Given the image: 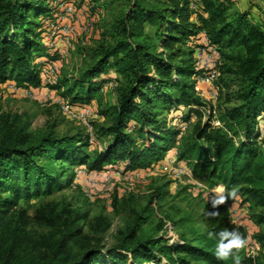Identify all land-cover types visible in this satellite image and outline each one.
<instances>
[{"label":"trees","instance_id":"obj_1","mask_svg":"<svg viewBox=\"0 0 264 264\" xmlns=\"http://www.w3.org/2000/svg\"><path fill=\"white\" fill-rule=\"evenodd\" d=\"M55 1L0 0V82L34 93L45 85V65L59 60L56 53L43 52L48 48L42 44L47 21L57 9ZM117 1L121 6L109 22L110 40L96 42L91 60L64 92H73V100L88 101L115 79L112 71L124 77L107 129L109 139L100 151L89 155L84 135H57L54 123L32 130L21 115L0 112V264H235L236 257L239 264H264V255L260 260L247 255L256 245L264 248V153L259 150L264 25L246 10L230 11L221 0H198L196 22L189 0ZM147 24L154 27V35L145 31ZM201 32L229 61L225 69L239 78L240 104L224 111L223 128L212 126L211 114L204 124L196 123L191 142L177 159L187 163L193 177L242 194L241 207L250 205L251 222L262 232L247 237L231 210L223 203L213 207L210 199L200 214L205 231L191 241L169 243L160 234L161 226L145 234L141 227L152 198L161 197L155 191L119 232L118 242L105 247L100 233L109 222L89 220L88 212L64 197L40 203L31 214L20 206L22 199L73 187L78 168L99 171L121 165L128 173L159 162L178 142L179 124L199 105L193 78L201 73L194 63ZM180 106L189 109L179 124L167 120L163 113ZM233 127L240 129L237 140L230 134ZM224 230L241 235L245 253L240 247L231 249L227 259L217 257Z\"/></svg>","mask_w":264,"mask_h":264},{"label":"rangeland","instance_id":"obj_2","mask_svg":"<svg viewBox=\"0 0 264 264\" xmlns=\"http://www.w3.org/2000/svg\"><path fill=\"white\" fill-rule=\"evenodd\" d=\"M221 1L230 6V11H248L258 22L264 25V0ZM196 4L197 7L192 10L191 16L195 22L197 20L196 14L199 13L197 12L198 0ZM55 5L57 9L54 15L62 16L60 11H63L65 4L61 0H56ZM120 6L121 2L117 0H100L96 3H92L91 0H75L72 6L75 7V13L70 21L75 22L78 26H85L88 31H78L77 34L68 37L66 56L55 61V65L58 66L56 83L45 86L48 84L46 82L44 86L35 90V98L31 99L25 97L20 89L17 92L13 90L10 81L0 82V112L21 115L30 122L32 130L44 127L48 123H54V131L57 135H84L87 142L86 150L89 155L100 151L109 139L107 129L112 123L113 111L119 98L118 88L125 82L124 77L112 71L110 76L115 79L107 81L102 89L95 92L88 101L73 100V92L71 94H64V92L91 60L92 49L96 42L102 39L110 40L109 22ZM54 15L51 20L54 19ZM60 18L58 17V19ZM145 31L154 35V27L151 25H145ZM45 41L46 36L42 40L44 46H46ZM47 50L43 49V52ZM228 64L229 61L223 58L218 67L219 76L213 85L217 92L215 97H210V95L198 96L195 93L199 105H193V111H191L188 121L178 123L181 116L188 114V106L171 108L170 111L163 113L167 120L179 124L178 142L159 162L153 164V169L150 168L149 173L133 181L132 185L121 180H114L105 184L101 182L89 184L86 176L88 170L78 168L75 169L74 187L54 190L50 195L42 198L22 199L19 203L20 206L25 207L31 214L40 203L64 197L75 208L88 212L89 220L100 218L109 222V227L100 235L102 236L101 243L105 247H112L118 242L119 232L131 224L134 213L147 204L150 195L155 191L161 193V197L152 198L150 211L147 213L148 219L141 227V231L152 235L159 226L162 227V220L165 219L171 224L172 243H179L181 240L191 241L196 233H203L205 226L201 221L200 214L205 203L210 199H219L220 196H225L226 199L223 204L235 215L234 218H236V214L240 213L242 218L240 222L249 226L250 234L248 237L257 231L262 232L261 227L251 222L250 205L245 204V207H241L240 201L244 198L242 194L236 195V201L230 204L231 197H227L232 190H226L220 183L210 186V183L205 179L193 177L187 163L177 159L182 149L191 142L192 127L196 123L204 124L210 114L211 116L215 114L220 121L226 109L240 104L238 93L242 84L234 73L225 69V65ZM45 79L46 76L43 84ZM203 89L206 91V88ZM42 99H46L47 102L41 103L40 100ZM61 100L67 101L77 108L84 105L89 106L92 111L89 126L83 125L74 118L65 117L59 107ZM184 124L188 125L187 128H183ZM221 125L223 128V124ZM88 128L95 135L94 141L88 140L86 135ZM259 128L261 132L259 150L264 153V117L261 116L259 117ZM236 130L237 132L234 133ZM239 131V127H233L230 131L235 140L239 138ZM177 168L178 170L184 168L185 172L178 171ZM80 175L82 176L80 177ZM126 187H130L129 190ZM87 192H93L95 197L93 199L87 198ZM235 221L238 220L235 219ZM85 231L90 235L92 234L88 229ZM240 250L243 253L246 252L244 246ZM254 252L256 260H260L264 255V248L256 245ZM153 264L156 263L153 262Z\"/></svg>","mask_w":264,"mask_h":264},{"label":"built area","instance_id":"obj_3","mask_svg":"<svg viewBox=\"0 0 264 264\" xmlns=\"http://www.w3.org/2000/svg\"><path fill=\"white\" fill-rule=\"evenodd\" d=\"M197 0H189L190 8L191 10H194L197 7L196 4ZM75 0H72L69 3H66L64 5L63 11H60L61 15H54L53 20L47 21L48 26V32L46 35V47L48 48L49 52H54L57 54L58 58H64L67 54V39L70 38V36L75 35L80 32H86L88 31V28L85 26H78L75 24V22H71L70 19L73 17L75 13V7L74 5ZM64 13V14H63ZM60 19H58V17ZM72 20V19H71ZM69 37V38H68ZM222 61V55L221 52L213 45L210 44L207 36L204 32H201V35L199 36V39L195 41L194 46V63L195 68L201 70V73L197 76H195L194 79V90L195 93L198 96H205L210 95V97H215L217 92L214 90L213 85L216 82L218 76H219V70L218 67L221 64ZM57 73H58V66L55 65V62L47 63L44 67V74L46 75V79L44 84L47 82L48 84H54L57 80ZM10 85H13V90L16 92L19 90L13 83ZM205 86V87H204ZM206 88V91L205 89ZM22 91V94L27 98H35V93L31 89H20ZM55 101V100H54ZM41 103H46V99L40 100ZM59 102V101H58ZM59 107L61 110V113L67 117V118H74L78 121H80L83 125L89 126L90 117L92 116V111L89 106H80L75 107L74 105L70 104L69 102L60 101ZM211 124L214 127H222L220 121L218 118H216L215 114H212L211 116ZM187 124L183 125V128H187ZM86 135L88 136L89 141H94L95 135L92 133V130L88 128L86 130ZM175 164V162H174ZM153 169L152 167L146 168L143 172L140 173L138 170H133L128 173L123 172V168L121 166L118 167H112V166H106L105 168L94 171V173L89 174L87 176L88 183L94 184V182H101V183H109L114 180H121L122 182H125L128 185H132V182L138 179L139 177L146 175V173H149V170ZM178 170V168H177ZM179 169L178 171H180ZM151 171V170H150ZM176 171V170H174ZM181 171L185 172V169L183 168ZM145 172V173H144ZM78 175V172L76 173ZM74 187V186H73ZM125 187V186H123ZM128 190L130 187H126ZM86 197L89 199H93L94 194L93 192H87ZM236 220H240L241 214L238 213ZM162 229L160 231V234L165 236L169 243H172L173 240L171 239V233L172 228L169 221L163 219L162 220ZM244 226V229L246 231L247 237L250 234V228L249 226L242 223ZM169 238V239H168ZM247 255H249L251 258H255V252L254 248L250 249L247 252Z\"/></svg>","mask_w":264,"mask_h":264},{"label":"clouds","instance_id":"obj_4","mask_svg":"<svg viewBox=\"0 0 264 264\" xmlns=\"http://www.w3.org/2000/svg\"><path fill=\"white\" fill-rule=\"evenodd\" d=\"M222 191V190H218ZM236 195L235 191H232L228 193V197H234ZM225 196H220L219 199H214L212 201L213 207H216L217 205L223 203L225 201ZM244 239L241 237V235L236 231H221L219 233V240L217 242L216 247V255L220 259H227L229 255L231 254V249L233 248H240L244 246ZM235 264H239V258H235Z\"/></svg>","mask_w":264,"mask_h":264},{"label":"crops","instance_id":"obj_5","mask_svg":"<svg viewBox=\"0 0 264 264\" xmlns=\"http://www.w3.org/2000/svg\"><path fill=\"white\" fill-rule=\"evenodd\" d=\"M135 170L140 171V173L144 171V170H142V169H135ZM92 173H94V171H88L86 176H88L89 174H92ZM82 175H84V174H82ZM82 175H80V177H81ZM78 177H79V176H78ZM92 186H94V185H92Z\"/></svg>","mask_w":264,"mask_h":264}]
</instances>
